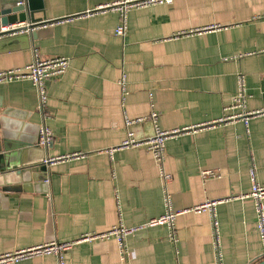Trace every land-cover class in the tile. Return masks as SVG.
<instances>
[{
  "label": "crops",
  "instance_id": "1",
  "mask_svg": "<svg viewBox=\"0 0 264 264\" xmlns=\"http://www.w3.org/2000/svg\"><path fill=\"white\" fill-rule=\"evenodd\" d=\"M23 1L0 0V12ZM118 1L34 0L35 18L48 24L37 28L29 48L24 40L2 46L0 70L36 57L64 56L70 66L47 82L45 113L30 80L0 83V130H21L38 145L29 161L44 158L41 168L23 172L14 190L0 187V253L159 217L167 209L165 171L172 174L167 190L174 210L223 200L217 206L221 260L211 214L186 212L176 218V241L168 225L149 227L128 235L124 247L116 239L79 243L67 263L258 264L264 243L255 203L241 195L254 182L264 183V116L248 126L238 121L171 138L163 166L144 147L109 150L128 131L142 139L157 125L199 126L222 117L239 92V74L247 108L264 107V0H174L133 8L124 36L116 32L117 10L81 15ZM211 25L220 27L179 35ZM44 125L53 136L46 146L39 142ZM73 152L85 156L47 162ZM208 169L218 175L204 177ZM16 264L58 259L42 255Z\"/></svg>",
  "mask_w": 264,
  "mask_h": 264
},
{
  "label": "built area",
  "instance_id": "2",
  "mask_svg": "<svg viewBox=\"0 0 264 264\" xmlns=\"http://www.w3.org/2000/svg\"><path fill=\"white\" fill-rule=\"evenodd\" d=\"M174 0H121L109 5H103L95 8L94 10H88L86 13L81 14L82 16L92 15L101 11L108 9L117 10L121 14V25L117 28L116 32L118 35L124 36L127 31L128 13L133 8H141L152 6L156 4H167L171 5ZM43 25L48 24V21L43 20ZM53 23V22H51ZM24 24V23H23ZM23 24H14L10 26H3L1 31H8L14 29V32L10 35H16L24 33L25 30H19L16 28L21 27ZM42 25V26H43ZM41 27V26H40ZM220 25H211L205 28H200L196 30H186L180 32L179 35L190 34L195 32H204L212 29L219 28ZM39 28V27H38ZM19 31H16V30ZM70 66V60L64 56H55L51 58H41L36 57L31 63L26 66L10 68L0 70V83L2 82H13L19 80H30L38 90L39 96V109L42 113H45L48 103V86L47 82L49 80L56 79L65 74ZM122 84L125 85V77L122 78ZM245 76L239 74V92L234 96L233 104L228 106L224 110V115L214 121L201 124L199 126H184L175 128H161L159 125L156 126L154 135L148 138H138L134 135L132 131H128L126 138L122 143L116 147L109 150L112 155L117 149L128 148V147H144L151 151L157 162L162 166L165 160L166 142L171 138L178 137L184 133L192 132L197 128L203 127H214L218 125H227L230 123L243 121L247 126L252 118L258 116H264V107L257 109H248L246 106V94H245ZM234 109L235 111L229 112V110ZM153 119L157 120V114H153ZM130 123V122H128ZM53 140L51 129L44 125L40 131V144L48 145L51 144ZM85 154L82 152H73L57 158H50L47 162H55L57 160H65L71 158L84 157ZM202 175L204 177H215L218 173L214 170L208 169L203 170ZM164 184H165V194L167 209L166 212L159 216L148 220L145 223L136 226H125L124 224H117L110 229L103 232H87L82 234L77 239L69 241H51L41 244H35L32 246H27L23 248H17L12 251L0 253V264H16L23 260H27L36 256L42 255H54L58 259V264H68L67 254L70 252L75 245L83 242H93L100 240L116 239L121 247H124L125 240L128 235L137 232L138 230L155 227L160 225H168L171 228L172 239L177 240L175 231V221L180 213L186 212H209L213 218L214 227V237L217 246V255L219 260H221L222 254L220 252V237H219V222L217 220V206L223 200L212 199L206 200L200 204H197L191 208L184 210H174L171 197L167 190L169 182L172 180V174L169 172H163ZM242 198L250 197L254 200L256 214L258 216L257 227L264 243V183L254 182L251 192L246 195H241ZM222 264V261H220Z\"/></svg>",
  "mask_w": 264,
  "mask_h": 264
},
{
  "label": "water",
  "instance_id": "3",
  "mask_svg": "<svg viewBox=\"0 0 264 264\" xmlns=\"http://www.w3.org/2000/svg\"><path fill=\"white\" fill-rule=\"evenodd\" d=\"M33 1L34 0H24L17 4V6L0 12V51L6 42L18 43V40H24L27 42L26 47L29 48L31 39L34 38L36 40L38 38L37 28L42 26L44 22H42L43 20L41 18H35L34 14L39 7L34 6ZM40 9H42L41 6ZM19 23L24 24L16 29L25 30L24 33L13 36L10 34L14 32V29L1 31L2 26H10ZM6 37L9 38L3 39ZM1 124L0 114V125ZM37 150L38 145L27 139L21 130L16 133L7 134L1 129L0 187L5 190H14L13 186L22 182L23 172L31 171L34 165H38L37 167L41 168L43 164L42 161H44L43 156L35 162L29 161L33 154H37ZM258 264H264V260Z\"/></svg>",
  "mask_w": 264,
  "mask_h": 264
}]
</instances>
